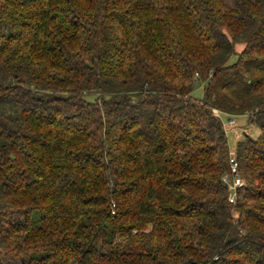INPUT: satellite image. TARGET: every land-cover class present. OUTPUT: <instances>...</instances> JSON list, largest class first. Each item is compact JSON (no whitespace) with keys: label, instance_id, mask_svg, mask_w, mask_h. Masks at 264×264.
<instances>
[{"label":"trees","instance_id":"16d2710c","mask_svg":"<svg viewBox=\"0 0 264 264\" xmlns=\"http://www.w3.org/2000/svg\"><path fill=\"white\" fill-rule=\"evenodd\" d=\"M0 264H264V0H0Z\"/></svg>","mask_w":264,"mask_h":264},{"label":"rangeland","instance_id":"374dc122","mask_svg":"<svg viewBox=\"0 0 264 264\" xmlns=\"http://www.w3.org/2000/svg\"><path fill=\"white\" fill-rule=\"evenodd\" d=\"M226 2H228L229 4H232L233 3V0H226ZM242 46L243 45L241 43H237L236 44V49L237 50L238 49H242ZM231 60H234V57H232ZM203 87H204V83H202V82H196L195 85H194L193 91H192V96L197 97V98L202 97ZM221 120H222L223 125H224V127L226 129V135H227V138H228V146H229V149H234V146H235L236 141H237V138L235 137V130L242 131L241 129L242 128H245L244 131L246 132V134H248V135H250L252 137L258 136L255 133V130H253V129H256V128L254 126H252V125L246 124L244 117H236L235 118V120H236L235 130L230 129L228 127V125H227V121H228L227 120V117H225L224 115H222ZM241 134H242V132H241ZM242 135H244V134H242ZM241 137L242 136L240 135L238 138H241Z\"/></svg>","mask_w":264,"mask_h":264},{"label":"built area","instance_id":"2783aa9c","mask_svg":"<svg viewBox=\"0 0 264 264\" xmlns=\"http://www.w3.org/2000/svg\"><path fill=\"white\" fill-rule=\"evenodd\" d=\"M215 112L217 113V111H215ZM235 124H236V120L234 118H230L227 121V125L230 129L235 130ZM235 132H236V134H237V132H238V134H241L242 131L235 130ZM235 154H236L235 149H229V153H228L229 169L223 175V181L226 183L228 190H229V198L228 199L230 202H233L235 199V193H236L237 187L244 185V180L242 179V177L240 176L239 171H238V163H237Z\"/></svg>","mask_w":264,"mask_h":264},{"label":"crops","instance_id":"0c3cea01","mask_svg":"<svg viewBox=\"0 0 264 264\" xmlns=\"http://www.w3.org/2000/svg\"><path fill=\"white\" fill-rule=\"evenodd\" d=\"M242 45H243V44H242ZM242 47H243V46H242ZM238 50H241V49H238ZM252 126H254V125H252ZM254 127H255V126H254ZM255 128H256L257 130H256V129H253V130H255V133L258 135V134H259V129H258L257 127H255ZM241 130H242V134H245V133H246V132L244 131L245 128H242ZM239 133H240V132H239ZM237 134H238V132H237ZM237 134H236V132H235V137H236L237 139H239L238 137H239L241 134H238L239 136H238Z\"/></svg>","mask_w":264,"mask_h":264}]
</instances>
